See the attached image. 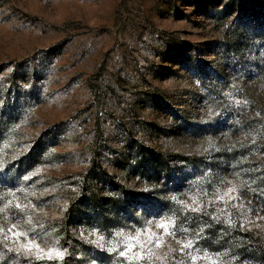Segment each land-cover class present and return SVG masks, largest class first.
Here are the masks:
<instances>
[{"label": "rangeland", "instance_id": "374dc122", "mask_svg": "<svg viewBox=\"0 0 264 264\" xmlns=\"http://www.w3.org/2000/svg\"><path fill=\"white\" fill-rule=\"evenodd\" d=\"M93 260L264 264V0H0V264Z\"/></svg>", "mask_w": 264, "mask_h": 264}, {"label": "snow or ice", "instance_id": "6c2138e0", "mask_svg": "<svg viewBox=\"0 0 264 264\" xmlns=\"http://www.w3.org/2000/svg\"><path fill=\"white\" fill-rule=\"evenodd\" d=\"M24 179L27 180L28 176H25ZM228 191L232 192V191H235V189H229ZM227 194L228 193H225V195H227ZM216 198H217V200L222 199V197H220V196H217ZM172 199L176 200V197H173ZM229 199H234V198L229 196ZM235 199H239V197L237 196V197H235ZM178 203L183 204L184 202L183 201H179ZM16 207L20 208L21 205L17 204ZM188 207L193 212H200L201 211V208H200L199 204L195 203V202H194V205H189ZM213 218H215V214H213ZM29 223H31V221H29ZM170 223H172L170 220H163L162 219L157 224V227L164 229V233L165 234H174V231L171 232V233L169 231V224ZM13 227H15V225H13ZM11 235H12L13 239L17 241V243H19V239L18 238L21 237V236H24L27 239V234L25 232H20V231L12 232ZM31 235L39 237V234L36 233L35 231H32ZM7 239H8V237L5 236V240H7ZM101 239H103V237H101ZM128 239L129 240H135V239H137V237H131L130 236ZM155 243L159 244L160 241L157 239V240H155ZM192 245H193V242L189 241L187 244L184 245V247L191 248ZM5 246L7 247V245H5ZM136 246L137 245H135V244L130 245V247H136ZM22 249L25 251V253H30L34 249L36 254H37V259H43V258H45V256L47 257L48 260H53L54 258L55 259H62L64 257V255H65V250H63V249L53 248V247H48L47 249L41 248L40 244L37 243L36 239H27L26 243L19 244V246L16 247L14 250L17 253H20ZM12 250L13 249H9V251H12ZM108 251L111 252L112 249H108ZM125 255H126L125 251H120L119 252V256L124 257ZM139 255L142 256L143 253H140ZM191 259L193 261H195L197 259V257L196 256H192ZM92 264H96V261L93 260Z\"/></svg>", "mask_w": 264, "mask_h": 264}]
</instances>
